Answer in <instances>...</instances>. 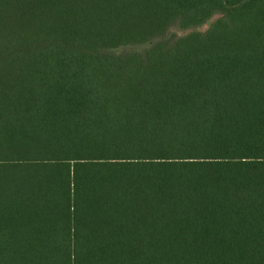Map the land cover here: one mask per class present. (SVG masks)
<instances>
[{
  "label": "trees",
  "instance_id": "16d2710c",
  "mask_svg": "<svg viewBox=\"0 0 264 264\" xmlns=\"http://www.w3.org/2000/svg\"><path fill=\"white\" fill-rule=\"evenodd\" d=\"M0 264H264V0H0Z\"/></svg>",
  "mask_w": 264,
  "mask_h": 264
}]
</instances>
